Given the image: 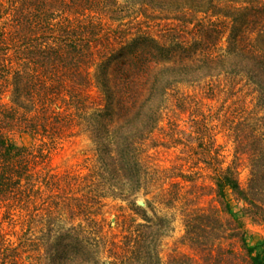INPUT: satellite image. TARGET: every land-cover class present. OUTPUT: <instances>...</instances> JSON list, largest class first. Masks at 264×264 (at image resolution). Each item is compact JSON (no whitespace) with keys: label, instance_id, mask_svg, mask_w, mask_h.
I'll use <instances>...</instances> for the list:
<instances>
[{"label":"trees","instance_id":"obj_1","mask_svg":"<svg viewBox=\"0 0 264 264\" xmlns=\"http://www.w3.org/2000/svg\"><path fill=\"white\" fill-rule=\"evenodd\" d=\"M208 1L209 7L196 11L213 8L195 18L193 40L197 30L202 36L200 47L191 50L192 43L177 31L179 24L158 37H127L122 22L105 26L102 19L119 20L127 13L126 0H0V203L7 215L12 208L25 209L28 229L38 220L40 232L23 246L14 245L0 228V264H27L23 253L28 246L37 247L34 256L27 253L36 264H162L165 220L151 219L135 204L133 213L142 221L129 216L119 237H106L90 225L57 228L61 206L68 213L86 208L78 193L58 195V186H71L77 178L68 173L38 176L37 154L10 141L5 131L17 128L52 138L65 125L83 124L109 167L108 178L100 174L99 179H116L113 192L120 195L125 188L127 196L159 178L151 176L142 154L176 83L241 76L260 112L256 120L264 125V0ZM225 23V48L213 54L209 47L224 33ZM90 86L99 97L94 103L88 100ZM232 133L234 157L247 158L248 178L240 182L234 161L226 166L217 162L210 188L223 210L229 209V194L247 216L264 224V133L243 120L234 123ZM208 154L204 157L216 158ZM165 193L173 191L166 188ZM95 197L85 200L91 203ZM37 200H42L38 207ZM187 200L179 239L187 251L172 249L165 264H264V247L255 253L234 247L232 240L245 244L239 220L221 218L216 205L199 207L192 197Z\"/></svg>","mask_w":264,"mask_h":264},{"label":"rangeland","instance_id":"obj_2","mask_svg":"<svg viewBox=\"0 0 264 264\" xmlns=\"http://www.w3.org/2000/svg\"><path fill=\"white\" fill-rule=\"evenodd\" d=\"M126 1L129 10L121 16L122 19L120 17L119 20L110 21L104 18L102 22L105 26L116 27L117 23L122 22L128 33L127 37L143 33L158 37L164 34L165 29L179 24L177 31L192 43L191 50L200 47L197 45L200 42L198 37L202 36L197 30L198 40H193L195 18L206 17L205 13H211L213 9L210 8L209 12L204 14L201 11L196 12L209 7L208 0L201 3L194 0H177L174 3L166 0ZM225 24L224 33L219 35L214 46L209 47L213 54L220 53L225 48L228 31L227 23ZM181 28L184 31L180 30ZM196 53L200 54L198 50ZM190 60L188 58L187 63ZM163 63L168 62L159 65ZM93 68H90L91 74ZM88 93L90 102L98 100L95 87L91 89L90 86ZM4 100H8V94ZM258 116L260 112L255 108L252 93L241 76L224 79L223 75H215L211 80L205 78L198 82L176 83L166 96L164 108L147 136L146 148L142 154L147 170L153 172L151 176L158 175L159 178L154 182H145L135 193L127 196H123L125 188H122L124 190L120 195L113 192L117 186L116 179H111L112 177L108 181L99 179L100 174L104 179L108 178L109 167L105 166V159L83 124L65 125L55 130L52 138H44L17 128L6 130L5 135L13 143L23 145L37 154L38 176L41 177L47 172L56 176L68 173L77 178V183L71 186L65 183L58 186L61 188L58 195L69 194L70 197L71 192L78 193L77 196L84 198L86 208L81 211L72 208L73 210H69L68 213L67 206H61L62 212H59L62 213V217L57 220V228L80 224L83 228L89 229L87 226L90 225L96 227L97 231L106 237L114 235L119 237L123 221L129 216L133 215L136 222L142 221L133 213L132 207L135 204L145 209L151 219H155L156 215L165 220L159 245L161 261L165 264L172 249L187 251V247L181 244L179 239L184 232L181 213L188 197H192L193 203L199 207L216 205L218 214L223 219L231 216L241 222L245 244L232 240L235 248L243 249L246 246L254 253L263 249L264 224L247 216L242 211V203L231 198L229 194H227L229 209L223 210L215 201L210 188L213 168L217 162L226 166L234 161L237 165L238 179L242 184L246 183L248 161L244 155L234 157L233 125L237 121H248L251 127L264 133V125L256 120ZM75 121L76 119L74 123ZM209 152L212 157L216 155V158H205ZM204 160L210 161V164ZM160 180L163 181L158 184ZM172 183H176L175 187L171 186ZM45 188L44 186L41 189L44 195L48 193ZM166 188L173 193H165ZM94 194L95 200L87 203L85 197ZM172 196L174 198L169 203L168 200ZM41 201L37 200V207L41 205L39 203ZM28 219L29 215L25 209L12 208L7 215L6 208L0 203L1 232L14 245L21 242L25 246L24 241H29L26 238L35 241L40 234L38 220L37 225L34 222L35 224L32 223L28 229ZM90 219L94 222L89 221ZM34 248L37 247L26 248L28 255L34 256L37 252ZM27 253H23L25 263L36 264V260L27 258Z\"/></svg>","mask_w":264,"mask_h":264}]
</instances>
